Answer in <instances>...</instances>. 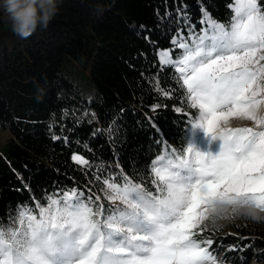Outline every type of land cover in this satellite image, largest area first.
<instances>
[{
    "label": "trees",
    "instance_id": "obj_1",
    "mask_svg": "<svg viewBox=\"0 0 264 264\" xmlns=\"http://www.w3.org/2000/svg\"><path fill=\"white\" fill-rule=\"evenodd\" d=\"M230 2L61 0L48 27L23 39L0 17V129L10 134L0 153V222L45 193L91 187L99 194L98 175L122 169L136 182L150 180V162L163 151L154 139L186 147L195 111L157 53L189 24L200 28L201 8L226 22ZM211 238L231 264H264L257 223Z\"/></svg>",
    "mask_w": 264,
    "mask_h": 264
},
{
    "label": "snow or ice",
    "instance_id": "obj_2",
    "mask_svg": "<svg viewBox=\"0 0 264 264\" xmlns=\"http://www.w3.org/2000/svg\"><path fill=\"white\" fill-rule=\"evenodd\" d=\"M226 7V22L201 8L200 28L177 31L171 50L158 53L198 110L189 127L202 129L215 149L186 142L177 150L154 139L163 151L150 162V180L136 182L121 169L93 178L99 194L74 187L20 205L0 222V264H225L211 238L229 215L225 206L232 214L264 212V5L231 0ZM230 118L251 126H230Z\"/></svg>",
    "mask_w": 264,
    "mask_h": 264
},
{
    "label": "clouds",
    "instance_id": "obj_3",
    "mask_svg": "<svg viewBox=\"0 0 264 264\" xmlns=\"http://www.w3.org/2000/svg\"><path fill=\"white\" fill-rule=\"evenodd\" d=\"M61 0H0V17L6 19L13 34L23 39L32 35L38 27L47 28L59 12ZM253 220L264 219V212L254 207L241 209Z\"/></svg>",
    "mask_w": 264,
    "mask_h": 264
},
{
    "label": "rangeland",
    "instance_id": "obj_4",
    "mask_svg": "<svg viewBox=\"0 0 264 264\" xmlns=\"http://www.w3.org/2000/svg\"><path fill=\"white\" fill-rule=\"evenodd\" d=\"M187 34H182V36H186ZM166 50H171L166 49ZM163 50L158 51L160 53ZM157 53V58H158ZM175 54V53H173ZM264 63V62H262ZM189 109L190 106H188ZM195 112H198V110L193 109ZM191 123V122H190ZM230 126H251V122L246 120H239L237 118H230ZM187 135L190 139V144H192L196 149L201 151H209L214 150L216 147V141H212L210 137H206L205 133L200 128H193L189 127L187 130ZM10 138V134L7 130L0 129V153H3L5 151L7 142ZM154 178V177H153ZM226 211L228 212V217L219 219L216 221L215 228L218 229V231H215L212 233L213 235H226V234H232L236 231L237 227H239L243 222L250 221L252 223H257L259 226H261V230L264 232V219L261 220H253L249 218L247 215H244L241 211L238 214H232L230 206H225ZM209 230L213 229V225H208ZM218 257L223 258L222 253L219 250H216ZM225 264H231L230 262L225 261Z\"/></svg>",
    "mask_w": 264,
    "mask_h": 264
}]
</instances>
